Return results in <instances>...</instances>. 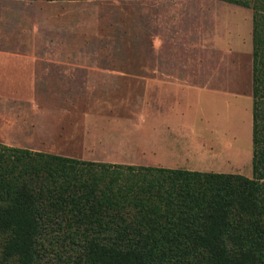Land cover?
<instances>
[{
    "label": "rangeland",
    "instance_id": "374dc122",
    "mask_svg": "<svg viewBox=\"0 0 264 264\" xmlns=\"http://www.w3.org/2000/svg\"><path fill=\"white\" fill-rule=\"evenodd\" d=\"M170 1L0 0V67L54 59L48 64L53 88L34 96L7 83L0 95V144L83 161L158 164L161 152H143L137 141L166 142L173 130H158L161 122L153 120L169 112L172 101L160 105L150 84L160 73L188 74L210 102L193 110L205 131H174L197 142L196 150L178 152L177 169L193 171L195 163L197 172L251 178L254 0H247L250 8L221 0ZM170 8L178 10L175 23ZM13 57L19 61L8 65ZM112 141L124 142V149H109ZM4 242L0 264H19L2 257Z\"/></svg>",
    "mask_w": 264,
    "mask_h": 264
},
{
    "label": "trees",
    "instance_id": "16d2710c",
    "mask_svg": "<svg viewBox=\"0 0 264 264\" xmlns=\"http://www.w3.org/2000/svg\"><path fill=\"white\" fill-rule=\"evenodd\" d=\"M221 1L250 8L247 0ZM251 8L252 177L83 161L0 144L4 259L264 264V0Z\"/></svg>",
    "mask_w": 264,
    "mask_h": 264
},
{
    "label": "crops",
    "instance_id": "0c3cea01",
    "mask_svg": "<svg viewBox=\"0 0 264 264\" xmlns=\"http://www.w3.org/2000/svg\"><path fill=\"white\" fill-rule=\"evenodd\" d=\"M170 1V0H169ZM176 2V0H173ZM172 2V1H170ZM66 4V1L63 2V4ZM169 11L171 13L169 17L172 16L173 22H176V17L177 14V9L176 8H170ZM177 25V24H176ZM177 31L178 28H174ZM171 44L170 41L168 45ZM173 46V51L177 50L178 47H175L176 44L172 43ZM19 61L18 58L13 57L10 58L8 61V65H13L16 63V61ZM31 64H27V67H30V82L28 81V76L24 77V74H27V67L23 66L24 64L22 63L21 67H17L16 64L14 66H7V67H0V95L5 93V90L9 89L8 82H14L18 85V87L22 88L24 92L32 90V94L35 96L36 92L38 90H49L50 88H53L52 83L50 80L52 78H49L50 73V66L48 64H52L54 62V59H50L48 57H37L36 60L30 61ZM190 75L188 74H177V73H160L157 78V83H152L150 84L151 87H153V90H157L155 93L158 92V103L162 105V103L166 100L169 99L172 101L171 107L169 108V112L164 113L159 112L158 113V119H154L153 122L155 123L156 121L160 123V126L158 125V130H161L165 128L166 130L172 133L169 135V137L166 139V142H162L163 145H157V143H151L148 141L147 142H140L139 139L137 142L138 149H141L143 152H152L155 151L156 154L161 152V155L158 157L159 158V163L158 164H153V163H145L146 166H152V167H161V168H168V169H177L178 162L176 160L178 159V152L179 151H185V152H192V149L195 145H197L196 139H193L190 137V139L183 140L180 138V136H177L178 133H175L174 131L182 132L183 129H191L192 132L195 131H205V128H200L198 125L203 123V126L206 127V123L202 122L198 124V120H195V117L193 116V110L196 111V109H202L207 108V105H209L210 99L208 96V93L206 90L199 88L194 84V81H191L189 78ZM189 77V78H188ZM19 81V82H18ZM29 83H28V82ZM30 87V88H29ZM36 90V92H35ZM170 101V103H171ZM151 104V102H149ZM170 105V104H169ZM193 118V119H191ZM1 120V118H0ZM189 120V121H188ZM150 124V123H149ZM196 124V127H195ZM198 124V125H197ZM1 125V124H0ZM14 125V124H13ZM13 125L9 126L7 123L4 124L3 128H12ZM153 125V124H152ZM151 125V126H152ZM179 128V129H178ZM157 130V131H158ZM144 132L148 131L147 128L144 127L143 129ZM153 131H155L153 129ZM156 132V131H155ZM169 132V133H170ZM175 135L177 138L175 139ZM179 135V134H178ZM144 136V135H143ZM142 138V137H141ZM145 140V139H144ZM128 143L126 140L124 141ZM124 142H113L109 143L107 146L109 149H113L114 151H122L124 147H121L120 144H124ZM144 144V145H143ZM148 146V147H147ZM190 146L191 149L188 148ZM140 147V148H139ZM203 151H205L203 149ZM165 153V154H163ZM64 157V156H63ZM232 157V155H231ZM69 158V157H68ZM106 163V162H103ZM188 162H186L187 164ZM112 164V163H111ZM117 164V163H114ZM124 165V164H122ZM144 165V166H145ZM207 167V164L205 165ZM189 168H192V170H201L197 166H191ZM191 171V170H189ZM200 172V171H198ZM208 173V172H206Z\"/></svg>",
    "mask_w": 264,
    "mask_h": 264
}]
</instances>
